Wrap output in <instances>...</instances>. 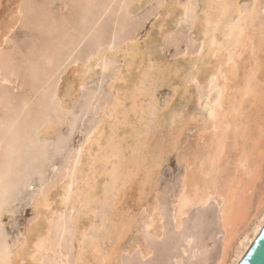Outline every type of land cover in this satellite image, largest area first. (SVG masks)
Here are the masks:
<instances>
[{
  "label": "bare ground",
  "instance_id": "6f19581e",
  "mask_svg": "<svg viewBox=\"0 0 264 264\" xmlns=\"http://www.w3.org/2000/svg\"><path fill=\"white\" fill-rule=\"evenodd\" d=\"M59 1H60L59 6L60 5H66V6L68 5L67 1H65V2H64V0L63 1L59 0ZM68 1H71V0H68ZM148 1L149 0H104V1H101V2H104V4L101 7L98 6L100 8L98 9V13H96L97 16L95 15L96 18L92 22L93 26H94V24H97L99 22V20L103 16H105L106 13L110 10L113 11V13H111V14H113L112 19L109 18L110 22H111V26H112V22H113V25H115V23H116V25H117V23L120 25L121 19L119 18V16L122 17V14L124 13L126 18H128V19L132 18L133 15H135V13L138 10L140 11V9H142L147 3L149 4ZM41 2H43V1H41ZM77 2L85 3V5L81 4L83 11H80V14H79L80 16H78L79 20L82 23H85L86 19H87V15L90 12V8L94 5L95 0H81V1H77ZM49 3L51 4L52 2L50 1ZM56 3H58V2H56ZM190 3H189V5H190ZM199 3H200V1H199ZM201 3L203 4L202 11H201L202 14H201V16L195 17L196 19L194 20V26H195V23H197L196 25L199 26V28H197L198 34H196V31H195V34L197 35V37L199 39H201V41L199 43L201 45V46L199 45L200 49H201L200 51H198L199 54H197L196 56H192V57L189 54H187L190 57H182V58L180 57L181 59L179 58L180 59L179 61L174 60L175 62L174 63L172 62V64H173L172 67L169 66V64H168V66L171 67V69L169 67H168V69L158 68L159 67L158 63H157L158 67H155L154 65H156V63L153 62V64H154V65H152V66H154L153 70L151 69V72L147 73L149 76V79H150V80L149 79L148 80L152 81L153 87H155V88L161 87V85L164 84L163 77L165 78L166 73L169 74V72H168L169 70H170V72L173 73V74L171 73L172 76L168 75V77H170V79H168L167 83H166L172 88L173 98L171 97L170 101L167 104H165L162 108H160V109H162L161 112L157 111V109H158L157 108V101H156V98L154 97L153 88L151 89L150 92L146 90V92H149L147 94L148 103L146 102L147 103L146 106H144L140 102V100L146 94V93H144V95L142 96V90L141 89H140L141 90L140 92L137 90L138 93L137 94L135 93L136 94L135 96H138V97L134 96L130 99L131 101H130L129 105H126L125 101H124L128 97V95L130 97L129 93H127L128 94L127 96L125 95L126 90H128V89L130 90V88L133 87L132 85L133 84L135 85L136 81L140 79V74H142V72L143 73H144V71L147 72L146 69H148L150 67V64H151V62H150V59L152 57L151 54L156 52V49H155V52H151V49H152L151 46L152 45L154 47L156 46V44L154 42L149 40L151 35H152V34L151 35H149V34L152 30H150L148 36L146 37V40L144 37V41H143L144 42L143 43L144 48H143V45L142 46L140 45L142 47V48H140V46L138 45L139 44L138 40H137L139 38L138 35L140 33V30H135L134 32L132 31L133 34L128 33L129 35L122 37L124 39H121V41L120 40L118 41V38L115 39V37L119 36V34H117V32L119 30L117 32L115 31V27H116V25H115V27H114L115 33L114 34H117V35H115V36L113 35L114 36L113 40H108V41H105L103 43H99L98 45L96 43L95 46H97V47L95 48L94 51L90 52L85 58L77 59V60H74L72 62V63H75L74 64V74H75L74 80L76 82L74 81L75 86L72 84V82L67 83V85H65V86H67V88H66V91L64 93V97H66L67 99H65L64 101L62 100L61 107L63 109L70 107L69 104L72 103L73 100L75 99V97L77 96L78 90L82 86H84V84H86V82L88 80L92 79L94 76H96L98 74H100V76H101V74L107 72L108 70L110 71L112 68L114 70V68H115V71L111 75L112 76L111 81L108 85L110 89L114 90V94H115L113 102L110 105V111H109L110 113H109L108 117H104L103 120H101L102 124H100V126L94 127L91 131L92 134L89 136V143L85 147V149L83 150L84 151L83 158H82V160H80V164L77 167L78 168V171H77L78 177L76 179V182L72 185V188L70 189L71 192L68 193V187L71 186V184H72L71 183L72 176L67 175L66 180L60 186L58 185L59 187L55 188V190L52 191L51 195H49V194L43 195V194L38 193L37 195H34V198L32 197L33 198V206H31V207H33V208H31V209L32 210L34 209L33 211L36 212L37 217L32 222L30 221L31 222L30 225L28 224L29 226L26 229L25 236L23 237L21 244H19V246H17V248L15 249L14 254L11 256V260H10L9 264H23V263H25V261L28 262L26 264H42L41 260H40V259H42L41 258L42 253L44 251L53 250V248L56 246V243H57L54 241V239L49 237L51 227H52V221H53L54 217L57 215V213L62 208L64 209L68 204L72 205L71 202L76 203L78 206V208L76 207L78 209L77 212L74 213V214H76V213L77 214L71 219L72 222L70 221L72 223V226H73L74 231H75V236H74L75 239H73V240H75V243H76V249L75 250L73 249V251H75V253H76V258L75 259L73 258L75 260V264H111V261H114L115 258L118 257L117 256L118 253L120 254L119 250L123 249V248L120 249L119 244L122 242L121 239L123 240V236L125 235L124 236V239H125L126 235H128V233H126V231L128 229L133 231V229L135 228V227L133 229L129 228V227H132L131 224L133 225V223H134L132 221L133 217H134L132 209L129 208L130 211H132L131 213L133 214L132 216L130 215V218L129 217L126 218L127 216H129L128 208H127L128 211H125L123 209L128 215L127 214H126V216L122 215V214H124L123 210H120V208H118V209L116 208V207H118V203H119L118 198L119 197L121 198V196H123L122 193L125 194L124 193L126 190L125 187H128L130 185V183L133 182V178L135 179V177L139 173H142V176H141V178L139 177V180L141 179L140 183L139 182L137 183V185L139 184L138 185L139 188H137L139 191V193H138L139 196L137 195L138 199H139L138 202L140 201V203H138V205H140L139 207L144 206V205L148 206L149 211H150V212L148 211L150 213L149 215L154 219L153 222H149L147 224V226L149 225V227H151L149 233L151 234V236H153L159 240L162 239L163 234H166V233H164V226H163V222H162V220H163V214L161 212L162 210H159V207H158L159 202L157 203L156 196H155L156 195L155 194L156 175H157L158 169L160 168V165H161V157L162 156L156 157V155L154 154L156 158L150 159L148 157V152H149V149L151 148L152 145H151V143L148 142L149 136L145 133L142 135V133L145 132L144 124L146 123V121L139 123L138 122L139 120L138 121L132 120L130 117L133 114L132 115L130 114L131 116L129 117L128 116L129 110L130 111L132 110L134 115H137L135 117H137L140 120L141 119L144 120L143 114L146 112H147V114H152V115L154 114L155 115L154 121H153L154 129L155 128L157 129L160 127H162V129H163V127L168 128V129H166V131L168 130L167 133H165V134L162 133L163 136L161 137V142L159 143L160 150H158V152L160 151L161 154H163V152H164L165 155H168V156L171 154L172 151H174V150L178 151V148L180 146V139H183L181 137H183L185 135V132H187L186 130H190L189 127H191V126H189V125H193V128L195 127L194 128L195 129V131H194L195 132L194 133L195 134V139H194L195 142H193V144L189 143V146L187 144L186 146H188V147L187 148L185 147L186 148L185 151H184V149H182V147L185 146V143H184V145L183 146L181 145L182 147L180 148L183 151H179V153L177 154V161L184 163V171H183V174L181 173L182 177H181L180 186L178 187L177 193H176V195L174 194L176 197H175L174 202L172 203V209H171V215H170L171 216V223H172L173 228L176 231H179L182 233L183 231H180V230L184 225L185 218L187 217V215H189L192 211H194L195 208L197 209L198 207H202V205H206L211 200L217 201L216 203L218 205L217 211H218L219 231L221 234V243L219 246V253H218L217 258L213 264H238L239 263V261L244 256L245 252L247 251L249 246L252 244V242L254 241V239L256 238L259 231L261 230V228L264 225V173H263V170H264L263 169L264 168V166H263L264 165L263 164V162H264V18H262L263 17L262 15L260 16V9H262L261 8L262 4L264 5V0H253L252 5L250 4L251 7L249 9L248 8H242L241 6H239L238 0H201ZM36 4H37L36 7L39 9V11H41L42 13H43V11L46 12V6H45L46 4H44V2H43V4H38V3H36ZM116 4H117V6H116L117 8L113 9V7L115 8ZM163 4L165 5V6L163 5L165 10H164L163 6L161 5L163 10H164V11L163 10H161V11L165 12V14H163V15H165V16L169 15L168 17H171V18H173V15H174V17H175V15L176 16L179 15L180 17L183 18L184 14H185V10L182 8L181 11H177V5H178L177 0H170V2L163 3ZM20 5L21 4L15 6L13 8V10H11L9 12L10 24H7V28H8V31L6 29L7 32H9L11 29H13V27H15L16 25H18V23L20 22V19L22 18V10L24 8L21 6L22 7V10H21ZM146 7H147V5H146ZM262 7L264 8V6H262ZM29 9H30V7H29ZM48 9H49V7H48ZM60 9H62V8H60ZM30 12H32V15H33L34 9L31 10ZM68 13H69V11H68ZM29 15H31V14L29 13ZM40 15H41V13H40ZM49 15H51V14H48V16ZM192 15H194V14H192ZM37 16H39V15L37 14ZM44 16H47V15L45 14ZM62 16L63 17L60 19V22L63 23V20L67 21V18L64 15H62ZM106 17H107V15H106ZM26 18H28V17H26ZM49 18H50V21L54 22L53 25H57L55 23H57L59 20H56L54 18H53V20H51L52 15ZM171 18H170V21L173 20V19L171 20ZM103 19H105V21H106L105 17ZM107 20H108V18H107ZM175 20H177V19H175ZM21 21H22V19H21ZM35 21H37V19ZM46 21H47V19H46ZM48 21H47V23H48ZM30 22H32V21H30ZM52 22L51 23L49 22L50 23L49 25H52ZM125 22H124V25H125ZM162 22H164V21H162ZM167 22H169V21H167ZM22 23H26V22H22ZM155 23H156V21H155ZM37 24L43 25L44 23L40 22ZM169 24H170V22L168 23V27H169L168 30L173 29L171 26H169ZM1 25L2 24L0 22V29L2 27ZM34 25H36V23ZM47 25L45 24V27ZM49 25L47 27H49ZM124 25H122V24L120 25V28L122 30L125 27ZM132 25H131V27H132ZM150 26H152V24ZM198 26H196V27H198ZM134 27H135V24H134ZM20 28H22V27H20ZM23 28L25 29V27H23ZM35 28L36 27H34V29ZM41 28H43V30H44V27H41ZM41 28H40V30H41ZM87 28H89V27H87ZM165 28H167V26ZM28 29H30V26ZM30 30H29V32H30ZM46 30H47V28H46ZM125 30H126V27H125ZM127 30H129V29H127ZM141 30H143V29H141ZM168 30H167V32H168ZM31 31H33V30H31ZM84 31H86V30H84ZM89 31H86L85 33H88ZM92 31H93V29H92ZM175 31H173V32H175ZM7 32H5L3 35L0 33V36L2 35L0 38V85H3V84L10 85L9 84L10 78L13 74V70H11V69H13L12 67H13V64L15 62L13 57L9 54L12 52L10 50V48H9V50L11 52H9V50H8V52H6L7 50L5 51V49H4V47H6V45H7V41H6L7 40V37H6ZM163 32L161 35H163ZM122 33H124V32H122ZM165 33H166V31H165ZM62 34L58 35V36L61 37V36H63ZM153 36H154V34H153ZM34 37H35V35H34ZM84 37H85V35L82 36V38L80 37L81 39L77 40V42H75V44L71 48L68 46V48H67L68 54L72 53V50L76 47L77 44L78 45L80 44V41ZM64 38L65 37H63V40L65 41L66 39H64ZM193 38H194V36H193ZM85 40H88V38ZM153 41H155V40H153ZM14 42H15V40H14ZM155 42H157V41H155ZM36 43H34V44H36ZM44 43L45 42H43L41 44H44ZM152 43H154L155 45ZM157 44H158V42H157ZM56 45H55V47H56ZM28 46H29V44H28ZM28 46H26V47L28 48ZM53 46H54V44H53ZM60 46H61V44H60ZM14 47H16V46H14ZM21 47L25 48L24 46H21ZM79 47H80V45H79ZM158 47H159V45H158ZM64 48L66 49V46H64ZM16 49H18V48H16ZM49 49H51V48H49ZM12 50H13V48H12ZM31 50H35V47H34V49H31ZM31 50H29V51H31ZM36 50H35V52L37 53L38 50L37 51ZM46 50L48 51V49H46ZM18 51H16V52L18 53ZM52 52L53 51H51V53ZM26 53L29 54L28 51ZM26 53H24V57H25ZM51 53H45V56H44L46 58L48 64H52L53 58L55 56V55L53 56ZM63 53H65V52H63ZM12 54H14V53H12ZM53 54H56L59 56L60 53H58V54L53 53ZM117 55H119L120 58L123 59V63L121 62L122 63L121 69L120 68L116 69V67L113 66L115 63V57ZM58 56H56V57H58ZM60 57H61V54H60ZM69 58H70V56H69ZM136 58L143 61V63L146 62L145 60H143L146 58L147 61L150 62V64H146V63L142 64V65H144V67L146 66V69H144V71H142L144 68L143 66H142L143 68H141V67H140V69L138 68L139 71L137 74L135 73V71H136L135 70L134 73L136 76L134 79L131 80V78H128V77L132 76L133 74L132 75L126 74V72H128V73L132 72V65L135 63L134 59H136ZM154 58H156V57H154ZM154 58L151 60H155ZM38 59H40V57H38ZM38 59H37V62H38ZM62 59H66V58L64 57ZM104 60H107V61H104ZM33 61L34 60H32V62H30V63L33 64ZM55 61H57V59H55ZM102 61L104 63L103 67L100 66L101 68L96 70L97 69L96 67L99 64H101ZM161 61L166 63V61H164V60H161ZM64 62H66V61H64ZM61 63L62 62H60L58 64L56 63L57 68L54 67L53 69L59 70L58 68H60ZM69 64H67V65H69ZM160 64H161V62H160ZM165 65L163 67L167 66V65L166 66ZM35 66H37V65H35ZM4 67L9 68V69L5 68L6 70H8V72H6L4 70ZM36 68L37 67H35V70H36ZM53 69L52 70L49 69V72H46V73L44 72L45 74L43 73L45 75V76L44 75L43 76L46 80H48L54 74ZM130 69H131V72H130ZM45 71H47L46 68H45ZM63 73H64V71H63ZM145 75H146V73H145ZM102 76H105V75H102ZM30 77H31V75H30ZM175 77H178L177 78L178 82L176 84H172L173 83L172 79L174 80ZM32 78H30V80ZM58 78H59V76H58ZM106 78H108V77L106 76ZM143 80H145V79H143ZM170 81L172 83H170ZM175 81H176V79H175ZM30 82H33V81H30ZM42 82H43V80H42ZM121 82H123V83H121ZM137 82H140V81H137ZM33 83H32V85H33ZM101 83H102V81H101ZM129 83H131V85H129ZM50 84H51V82H50ZM195 84H198L197 89L196 90L195 89L190 90V87L195 85ZM15 88H18V87H15ZM23 88H24V86H23ZM100 88H102L101 84H100ZM147 88H149V87H147ZM30 90H32V89H30ZM83 90H84V88H83ZM143 90H144V88H143ZM11 92L12 91H10L9 94ZM46 92H48V91H46ZM14 94L17 95L15 92H14ZM46 94H48V93H46ZM60 94H58V95H60ZM5 95L3 98H5ZM133 95H134V93H133ZM139 95H141V97H142L141 99H139V97H140ZM8 97H6V98H8ZM177 97L183 99V101L185 102V104H184L185 106L186 105L189 106L190 102L193 103V101H194V103H193L194 107L193 108L191 107L192 108L191 110L184 109L185 106L184 105L181 106V104L178 101H176ZM136 98H138V99H136ZM145 98H146V96H145ZM10 99H12V98H10ZM167 99H169V98H167ZM7 100L8 99H6V101ZM13 101H16V100L13 99ZM13 101H12V103H13ZM123 101H124V104H123ZM165 101H166V99H165ZM26 102H27V100L24 99V100H21L20 103H17V104H21L19 109ZM27 103H29V101ZM7 104H9V100H8V102H6V105ZM11 104H9V105H11ZM191 106H192V104H191ZM198 106H200V107H198ZM7 108L9 110L10 107H7ZM55 108H56V105H55ZM127 108H129V110ZM35 110H37V109H35ZM55 110L53 112H55ZM85 110H86V108H85ZM101 110H99V111H101ZM17 111H19V110H17ZM102 112H104V111H102ZM26 114L27 113H25L24 115H26ZM64 114H65V112H64ZM66 114H68V113L66 112ZM5 117H6V115H5ZM22 117H24V116L22 115ZM64 117L65 116H60L61 120L59 119L60 121L58 122V121L53 120V118L50 116L47 118V120L40 123L39 126H37L36 128H35V126H33L32 128H33L34 133L32 132V137L34 136L33 134H35L36 138H43L45 140H48L51 136H53L56 133V131L60 130L58 128H59V125L63 124V120H64L63 118ZM102 117H103V115H102ZM135 117H133V118H135ZM6 118H8V117H6ZM16 118H17V116L15 115L14 117H12L8 121L14 123ZM27 118H29V115L26 116V120H28ZM173 118H175V120L177 119L176 120L177 123L175 126H173V125L175 124L176 121L174 122V124L172 126L169 123V121ZM109 119H111V120H109ZM3 120H5V119H3ZM24 120H25V118H24ZM17 121H16L17 125H18V123L20 124V122H19L20 120H17ZM3 122H6V120L2 121V119H1L0 120V126H1V124H5ZM9 122H8V124H9ZM55 122H58V123L56 124ZM117 123L120 124V126L123 129V131L119 129V131L123 132L121 135L126 134L127 137H129L130 139L131 138L133 139V140H130V141H132L130 143V146L129 145L127 147L122 146L123 142L125 143V141H123V140H126L127 137L122 136L121 139H117L115 137L116 135L118 136L120 134V133L119 134L117 133V130H118V128L116 126ZM166 123H167V126H166ZM146 124H148V123H146ZM135 125H137V126H135ZM12 126H13V124H12ZM123 126H125V128H123ZM147 127H149V126H147ZM11 128H10V131L12 130ZM17 129L21 130L20 127ZM15 130H16V128H15ZM7 131L9 132V130H6V132ZM161 131H163V130H161ZM11 133L9 135H11ZM160 134H161V132H160ZM140 135H142V136H140ZM6 136H7V134L4 135V137H6ZM24 137H26V136H22V138H24ZM152 138H153V135H152ZM9 139H12V138L8 137L7 140H9ZM154 140L155 139L151 140L152 144L154 143L153 142ZM13 141H15V140H13ZM127 141H129V140L127 139ZM187 141L188 140H186V142ZM7 142L11 143V140H9ZM7 142H5V145H7L6 144ZM28 142H29V139H28ZM37 142H38V140H37ZM181 142H182V140H181ZM78 143H79V141L77 142V145H78ZM69 144H70V141H69ZM72 144H73V142H72ZM125 144H128V143L126 142ZM5 145H3V148L5 147ZM14 146H15V144H14ZM14 146L11 145V148H13ZM6 147H8V146H6ZM16 147H14L15 150H16ZM11 148H10V151L11 150L15 151V150H13L14 148L13 149H11ZM156 148H157V146L155 147V149ZM126 149H128V152L126 151ZM3 150H5V149H3ZM6 150L8 151L9 149L7 148ZM130 150H132V151H130ZM136 150L141 152L140 158H137V156H135V155H137L136 153L133 154V151L135 152ZM47 152H48V150H47ZM156 152H157V150H156ZM160 152H159V154H160ZM8 153H9V151H8ZM15 153L16 152H14V154ZM75 154H77V153L75 152ZM11 155H13V153ZM11 155H9V156H11ZM2 156H4V154ZM5 157H8V156H5ZM167 160H168V158H167ZM2 161H3V159H2ZM162 162H164V161H162ZM46 166L47 165H45L44 167L46 168ZM69 170H71V169H69ZM75 171L76 170H74V172ZM74 172H72V173H74ZM72 175H74V174H72ZM158 176H159V173H158ZM62 177L64 178V176H62ZM99 177H101V178H99ZM136 179H138V177ZM73 180H75V179H73ZM134 181H136V180H134ZM52 182H54V181H52ZM47 185L48 184H46V186ZM118 185H121L120 187H122L120 189L121 191L119 192L121 194V196L118 193V191H119V189H117ZM123 187H124V189H123ZM115 189H117L118 191H116ZM38 190L40 191V189H38ZM47 190L48 189H46V191ZM112 191L113 192L116 191L117 193L115 192V194L118 197V198L116 197L117 200H113L114 202L116 201V203H117V205H115L116 207H114V206L113 207L116 208L119 212L122 211L121 212L122 219H120V220L116 219L117 220L116 221L113 218H115L118 215V211H117V213L114 212L116 215L113 213L115 215V217L113 216V218H111V220L113 219V221L116 222V224H115V222H113L115 225L112 223L114 226V230H115V234H113V235L117 236L118 239L116 238L117 242L115 243V245L113 244L114 247L112 246L111 251L106 254L102 250L103 248L101 249L99 246V243L97 241L99 239V237H98V239H95L92 234L88 235V231L91 230V232H92L93 229H100L101 228L99 226H94V223H93V220L95 219L94 217L97 216V215L94 216L95 211H97V210L89 209L88 205L91 202L96 201L97 199H98V201L95 202L97 204L100 203L99 202L100 200H104V202L106 203L105 200L107 199V194L108 195L110 193L112 194ZM47 192H49V191H47ZM117 194H119V196ZM149 194L151 195V198H152L151 202H149V200L146 201ZM109 198H111V197H109ZM109 198H108V200H109ZM120 201H121V199H120ZM143 202H144V204H143ZM31 205H32V202H31ZM74 205H72V206H74ZM101 205H102V202H101ZM106 205L108 206V204H106ZM111 205H114V204L112 203ZM107 206H106V208H107ZM109 207H111V206L109 205ZM139 207L137 209H139ZM102 209H104V208H102ZM112 212H113V210H112ZM112 212H111V214H112ZM109 213H110V211H109ZM136 214H135V217H136ZM62 215H63V213H62ZM121 215L119 213V215L117 217L119 218V216H121ZM104 216L102 215L101 219H103ZM166 216H167V213H166ZM31 217H32V215H31ZM70 217H72V216H70ZM68 219H69V217H68ZM101 219H100V221H101ZM105 219H107V220L109 219V221H110V216L108 217L106 215ZM136 219H135V221H136ZM63 222H64V220H63ZM102 222H103V220L100 223H102ZM104 223H106V222H104ZM63 225H64V223H63ZM109 226H111V225L109 224ZM113 226H112V228H113ZM102 228H104L103 225H102ZM110 230H111V228H110ZM114 230H112V231H114ZM93 231H98V230H93ZM102 231H104V230H102ZM148 231H149V229H148ZM176 231H174V232H176ZM106 232H107V230H106ZM129 232L131 233V231H129ZM72 233H74V232H72ZM93 233H95V232H93ZM168 234H169V232H168ZM168 234H166V235H168ZM59 240H62V239H59ZM110 240H111V238H110ZM180 240H182V242L180 243V245L178 244L179 245L178 251L174 255H172L170 257V260L165 264H186V260L190 262L189 264H192L197 259H199L198 261H196L197 264H201L202 261L206 257V251H205V248L203 247V245L200 246L196 242L195 234L187 232L183 235V238ZM99 241H101V240L99 239ZM132 241L135 242V243H133L134 244L133 248H135V246L140 248L141 258L143 260L147 259L152 254V249L148 245H146L145 243H139L141 240L139 241V239L133 238ZM72 242L73 241H72V237H71V243ZM118 242H120V243H118ZM133 244L130 243V246ZM59 248H60V246H58L57 249H59ZM72 248H73V246H72ZM133 248L130 249V247H129V249L126 251L133 250ZM56 253H57V251H56ZM57 257H58V259H60L61 256L58 255ZM168 259H169V257H168ZM63 260H64V258H63ZM43 263H45V262H43ZM47 263H48V260H47ZM72 263L74 264V262H72ZM5 264H8V263H5ZM50 264H61V262L54 261Z\"/></svg>",
  "mask_w": 264,
  "mask_h": 264
},
{
  "label": "rangeland",
  "instance_id": "374dc122",
  "mask_svg": "<svg viewBox=\"0 0 264 264\" xmlns=\"http://www.w3.org/2000/svg\"><path fill=\"white\" fill-rule=\"evenodd\" d=\"M41 1H43L44 4H46L45 5L46 6V12L43 11V13L41 11H39V9L36 7V5H37L36 3L43 4V2H41ZM50 1L53 4L52 3L50 4L49 3ZM65 1H67V3H68L67 6L66 5H60L59 6V4H60L59 0H56V1L55 0H34V1L33 0H0V5H1L0 6V22L2 24L1 25L2 27L0 29V33L2 35L5 32L8 31L7 24H10V22H9L10 21L9 12L11 10H13V8L15 6L19 5V4H21L20 7L22 6L24 8L22 10V7H21V10H22V18L21 19H22V21L20 19V22H19L20 24L18 23V25H16L15 27H13V29H11L9 32L6 33L7 34L6 35V37H7V40H6L7 41V45H6V47H4V49H5V51L7 50L6 52H8V50L10 48V50L12 52L9 50V52H11L9 54L13 57L15 62H14L13 67H12L13 69H11V70H13V74H12V76L10 78V83H9L10 85H8V84L0 85V92H1L0 93V102H1L0 103V109L2 108L0 110L1 111L0 112V120L1 119H2V121L6 120V122H3L5 124H1V126H0V129H1L0 130V135H1L0 136V139H1L0 142L2 141L0 143V153L4 154V156H2L3 154L2 155L0 154V264H5V263L9 264L10 263L11 256L14 254V251L17 248V246H19V244H21V241L23 240V237L25 236L27 227L37 217L36 212L33 211L34 209L33 210L31 209V208H33L31 206H33L34 195H37L38 193L39 194H43V195H45V194L51 195L52 191H54L55 188H58L66 180L67 175L68 176H72V179H71V183L72 184H71V186L68 187V193L71 192L70 189L72 188V185L76 182V179L78 177V175H77L78 174V172H77L78 168L77 167L80 164V160H82V158H83V155H84L83 154L84 153L83 150L85 149V147L89 143V136L92 134L91 131H92V129L94 127L100 126V124H102L101 120H103L104 117H108V115L110 113L109 112L110 111V105L113 102L115 94H114V90L110 89L108 85H109V83L111 81V77H112L111 75L115 71V68H114V70L112 68L110 71L107 69L108 71L107 70H106L107 72L104 71L105 73L101 74V76H100V74H98V75L94 76L92 79L88 80L86 82V84H84V86H82L84 88V90H83L82 87L80 88L81 90L80 89L78 90L77 96L75 97L73 102L69 104L70 107H68L66 109H63L61 107L62 100L64 101L65 99H67L66 97H64V93H65L66 88H67V86H65V85H67V83L72 82V84L75 86V83H74V81H75L74 80L75 79L74 64L75 63H72V62L74 60H77V59L85 58L90 52L94 51L95 48L97 47V46H95L96 43L98 45L99 43H103V42L108 41V40H113V37L115 35H117V34H119V36H116L115 39L118 38V41L119 40L121 41V39H124L122 37H124L126 35H129V34H133V32L135 30H140L141 34L139 33V35H138L139 38L137 39L138 43H139L138 45L139 46L143 45V48H144V44H143L144 43L143 42L144 41V37H145V40H146V37L148 36L150 30H152L150 32V34H149V35L152 34L149 40L154 42L156 44V46L155 47L153 45L151 46L152 47L151 52H155V49H156V52L151 54V56H152L151 59L156 57V58H154L156 61L150 59V62H151V64H150V62H148L146 58L143 59V60L146 61L145 62L146 64H150V67L149 68L147 67L148 69H146V66L144 67V65H142V64H145V63H143V61H141L138 58L134 59L135 63L132 65V72L133 73L131 72V69H130L131 73L126 72V74H131V75L133 74V75L132 76L129 75L130 77H128V78H131V80L134 79L135 76H136L135 73L136 74L138 73L140 67L141 68L144 67L142 71H144V69H146L147 72L144 71V73H143L141 71L142 74H140V79L137 80V81H140V82L136 81L137 84L136 83H135V85L133 84L132 85L133 87L130 88V90L129 89L126 90L125 95L127 96L128 95L127 93H129L130 97L128 95V97L124 101H125L126 105H129V103L131 101L130 99L132 97H134L138 93V91L140 92L142 90V96L144 95V93H146V94L143 96V98L141 97V95H139L140 96L139 99L142 98L140 100V102L144 106H146L147 103H148L147 94L153 88L154 97L156 98V101H157V108H158L157 111L161 112L162 109H160V108H162L165 104H167L170 101L171 97L173 98V96H172L173 95L172 88L168 84H166L167 80L170 79V77H168V75L172 76L171 75L172 72H170V70H169L168 71L169 74L166 73L167 76L165 75V78L162 76L164 84H162L161 87H156V88L153 87L152 81H149L150 79H149V76H148L147 73L151 72V69L153 70L154 66L155 67L159 66L158 68L168 69L169 66H171V67L173 66L172 62L174 63L175 61H179L182 57L196 56L197 54H199L198 51L201 50L200 49L201 45L199 44L201 39H199L197 37V35H196V34H198V29L197 28H199V26L196 25L197 23H195V26H194V20L196 19L195 17L201 16V14H202L201 11H202L203 4L201 3V0H191L192 2L190 0H177V2H178L177 11H181L182 8L185 10V14H184L183 18L180 17L179 15L178 16L175 15V17L173 15V18L168 17L169 15H167V16L163 15V14H165V12H163L165 10V8H164L165 5L163 3H168V2H170V0H154V1L153 0H149L148 1L149 4L148 3L146 4L147 7L145 5L142 8L143 10L142 9H140V11L138 10L135 13V15H133L132 18H130V19L126 18L124 13L122 14V17L119 16V18L121 19V24L122 25H124V22L126 21L125 25H124L126 27V30H125V27L122 30L120 28L121 24L119 25L118 23H117L118 26L115 23V25H116V27H115V25H113V22H112V26H111L110 19H112V15H113V14H111V13H113V11H111V10L106 13L107 17H106V15L103 16L99 20V22L97 24H94V26H93L92 22L97 16L96 13H98V9L104 4V2H101V1H104V0H99V1L95 0L94 5L90 8V12L87 15V19H86L85 23H82L79 20V17H78V16H80L79 15L80 11H83V8H82L81 4L85 5V3L77 2V1H81V0H71V1L64 0V2ZM199 1H200V3H199ZM252 1L253 0H251V1L250 0H248V1L247 0H238V4L242 8H248L249 9L251 7V5H252ZM56 2H58V3H56ZM189 3H190V5H189ZM161 5L162 6L164 5L163 6L164 10H163ZM98 6H100V7H98ZM116 6H117V4L115 5V8L113 7V9H116L117 8ZM262 6H264V5L262 4ZM262 6H261L262 9H260V16L262 15L263 16L262 18H264V8ZM29 7H30V9H29ZM48 7H49V9H48ZM60 8H62L63 10L60 9ZM33 9H34V13L32 15V12H30V11L33 10ZM161 10H163V11H161ZM68 11H69V13H68ZM28 12L32 16L29 15ZM40 13H41V15H40ZM47 13L52 15L51 20H53V18L56 19V20H59L57 23H55L57 25H53L54 22L50 21V18H49V17H51V15L48 16ZM37 14L40 17L37 16ZM43 14L44 15L46 14L47 16H44ZM192 14H194V15H192ZM62 15H64L67 18V21L63 20V23L60 22V19L63 17ZM26 17H28V18H26ZM104 17L106 18V21H105V19H103ZM107 18H108V20H107ZM170 18H171V20L172 19L173 20L170 21ZM174 18L177 19L178 21L175 20ZM36 19H37V21H35ZM46 19H47V21L49 20L48 23H47ZM30 21H32L33 23L30 22ZM155 21H156V23H155ZM162 21H164V22H162ZM167 21L170 22L169 26H171L173 29H169L168 30V28H169L168 27V23L169 22H167ZM22 22H26V23H22ZM40 22H42L44 24L43 25L42 24H37V23H40ZM49 22L50 23L52 22V25H49L50 24ZM35 23H36V25H34ZM133 23L135 24V27H134ZM45 24L46 25L48 24L49 27H47L48 25L45 27ZM151 24H152V26H150ZM28 25L30 26V29L33 30V31L28 29L29 28ZM131 25H132V27H131ZM166 26H167V28H165ZM196 26H198V27H196ZM20 27H22V28L25 27V29L24 28L22 29ZM34 27H36L37 29L36 28L34 29ZM41 27H44V30ZM87 27H89V28L91 27V28L89 29ZM114 27H115V31L116 32L119 30L117 32V34H114L115 33ZM40 28H41L42 31L40 30ZM46 28H47V30H46ZM6 29H7V31H6ZM92 29H93V31H92ZM127 29H129V30H127ZM141 29H143V30H141ZM29 30H30V32H29ZM84 30H86V31L90 30V31L88 33H85L86 31H84ZM167 30H168V32H167ZM165 31H166V33H165ZM173 31H175V32H173ZM195 31H196V34H195ZM122 32H124V33H122ZM162 32H163V35H161ZM61 34L63 36H61V37L58 36V35H61ZM153 34H154V36H153ZM34 35H35V37H34ZM84 35H85L84 38L85 39L88 38V40H85L83 38L80 41V44H79L80 47L77 44L76 47L72 50V53L68 54V50H67L68 46L71 48L75 44V42H77V40L81 39L82 36H84ZM1 36H0V38H1ZM193 36H194V38H193ZM63 37H65L64 39H66L67 41L66 40L64 41ZM14 40H15V42H14ZM41 40L43 42H45V43L41 44V43H43ZM153 40L157 41L158 44H157V42H155ZM26 42L29 44V46H28V44ZM34 43H36V44H34ZM154 43H152V44H154ZM53 44H54V46H53ZM60 44H61V46H60ZM55 45H56V47H55ZM158 45H159V47H158ZM14 46H16V47H14ZM21 46H24L25 48H23ZM26 46H28V48ZM64 46H66V49L64 48ZM141 46H140V48H142ZM34 47H35V50L36 49L38 50V51L36 50L37 53L35 52V50H31V49H34ZM12 48H13V50H12ZM16 48H18V49H16ZM49 48H51V49H49ZM46 49H48V51ZM29 50H31V51H29ZM50 50L53 51V52L51 53ZM16 51H18V53ZM27 51H28L29 54L26 53ZM63 52H65V53H63ZM12 53H14V54H12ZM24 53H26L25 57H24ZM45 53H51L53 56L55 55L54 58L57 59V61H55V59L53 58L52 64H48L46 58L44 57ZM53 53H57V54L60 53L61 57H60V54L58 56V55L53 54ZM187 54H189L190 56L187 55ZM68 55L70 56V58H69ZM56 56H58V57H56ZM38 57H40V59H38ZM64 57L66 59H62ZM36 58L38 59V62H37ZM32 60H34L33 64L30 63V62H32ZM161 60L166 61V63L161 61ZM64 61H66V62H64ZM104 61H107V60H104ZM60 62H62V63L60 65V68H58L59 70H56V69L54 70L53 68L56 67V65L58 63H60ZM121 62L123 63V59L120 58L119 55H117L115 57V63H114L113 66L116 67V69H118V68L121 69L122 68L121 67L122 63ZM153 62L156 63V65H154ZM160 62H161V64H160ZM157 63H158V66H157ZM67 64H69V65H67ZM103 64L104 63L102 61V63L99 64L96 67L97 68L96 70L100 69L101 68L100 66L103 67ZM168 64H169V66H168ZM35 65H37V66H35ZM152 65H154V66H152ZM164 65L167 68L163 67ZM35 67L38 68V69L36 68L37 71L35 70ZM171 67H169V68L171 69ZM5 68L6 67H4V70L6 72H8V70H6V69H9V68H6V69ZM45 68H46L47 71H45ZM49 69L50 70L53 69L55 75L53 74L51 76L52 78L50 77L49 78L50 80L48 79L49 80L48 81V80H46L44 78V76H45L44 74L46 72H49ZM63 71H64V73H63ZM134 71H135V73H134ZM145 73H146V75H145ZM30 75H31V77H30ZM102 75H105V76H102ZM58 76H59V78H58ZM106 76L108 78H106ZM30 78H32V79L30 80ZM177 78L178 77H175L174 80L172 79L173 83L171 81H170V83L176 84L178 82ZM143 79H145V80H143ZM175 79H176V81H175ZM29 80L33 81L34 83L30 82ZM42 80H43L44 83L42 82ZM101 81H102V83H101ZM50 82H51V84H50ZM32 83H33V85H32ZM121 83H123V82H121ZM100 84H101L102 88H100ZM129 85H131V83H129ZM197 85L198 84H195V85L191 86L190 90L191 89H195L196 90L197 89ZM23 86H24V88H23ZM15 87H18V88H15ZM147 87H149V88H147ZM143 88H144V90H143ZM30 89H32V90H30ZM146 90L149 91V92H146ZM10 91H12V92L9 94ZM46 91H48V92H46ZM14 92L17 95H15ZM46 93H48V94H46ZM133 93H134V95H133ZM58 94H60V95H58ZM4 95H5V98H3ZM145 96H146V98H145ZM6 97H8V98H6ZM135 97H138V96H135ZM10 98H12V99H10ZM19 98L21 100L25 99V100H27V102L29 101V103L26 102L27 104L25 103L19 109V107L21 105V104H17V103L21 102V100ZM167 98H169V99H167ZM6 99L9 100V104L12 103L13 99H15L16 101H13L14 104L12 103L11 105H9V104L6 105V102H8V100L6 101ZM136 99H138V98H136ZM165 99H166V101H165ZM124 101H123V104H124ZM176 101H178L181 104V106H183L185 104V102L183 101L182 98H178L177 97ZM193 103H194V101H193ZM193 103L190 102V104H189L190 107L187 106V105L186 106L184 105L185 106L184 109L191 110L194 107ZM191 104H192V106H191ZM55 105H56V108H55ZM7 107H10L9 110H8ZM198 107H200V106H198ZM85 108H86V110H85ZM35 109H37V110H35ZM127 109L129 110V108H127ZM17 110H19V111H17ZM54 110H55V112H53ZM99 110H101V111H99ZM102 111H104V112H102ZM64 112H65V114H64ZM66 112L68 114H66ZM25 113H27V114L24 115ZM14 114L17 116L16 120L14 121V123L9 122L8 120H10L12 117H14L15 116ZM130 114L134 115L132 110L128 111V116L129 117L131 116ZM5 115L8 118H6ZM22 115L24 117H22ZM27 115H29V118H27L28 120H26V116ZM102 115H103V117H102ZM133 115L130 117L132 120H136V121L139 120L138 121L139 123L143 122V121H146V123H148V124H146V123L144 124L145 132L142 133V135L145 133V134H147L149 136L148 142L151 143V145H152L151 148L149 149L148 157L150 159H152V158H156L158 156H160V157L162 156L161 157V165H160V168L158 169L159 176H158V173L156 175V181H155L156 182L155 183V188H156L155 189V194L156 195L155 196H156L157 203L159 202V204H158L159 210H162L161 212L163 214L162 222H163V226H164V233L168 234V232H169V234L168 235L163 234L162 239L159 240V239L151 236V234L149 233L151 227H149V225L147 226V224L149 222H153L154 219L149 215L150 211H149V207L148 206L144 205V206L139 207L140 205H138V203H140V201L138 202V200H139L138 199L139 191H138L137 188H139L138 187L139 184L137 185V183L138 182L140 183L141 179L139 180V177L141 178V176H142V173H139L135 177V179L133 178V182L130 183V185L128 187H125L126 190L124 192L125 194L122 193L123 196H121V194L119 193L121 191L120 189L122 188V187H120L121 185L117 186V189H119V191L117 189H115V190L118 191V193L120 194L121 198L120 197L118 198L116 196V194H115L116 191L115 192L112 191V194L111 193L109 194L110 196L107 194V199L105 200L106 203L104 202V200H100L99 201L100 203L97 204V203H95V202L98 201V199L96 198L97 199L96 201H93V202H91L88 205L89 209L97 210V211H95V214H94V216L95 215H97V216L94 217L95 219L93 218L94 219L93 220L94 226L101 227L100 228L101 230L100 229H93V230H98V231H93V230H92V232H91V230L88 231V235L92 234L95 239H98V237H99V239L102 241V242L99 241V239L97 240L98 243H99L100 248L101 249L103 248L102 250L106 254L109 253L111 251V249H112L113 244L115 245V243L117 242V240H116L117 236L113 235V234H115V230H114V226H113V224H114L113 222H115V221H113V219H115V220L116 219H119V220L122 219V215L126 216V214H127L125 211H128V210L130 211V209H132L134 217H135V214L136 213L137 214H136V217L135 218L133 217V220H132L134 222L133 223L134 226L131 224L132 227H129V228H131V229H133L134 227L135 228L133 229V231L128 229L129 231H131V233L127 230L126 233H128V235H126V238L124 239V236H125L124 235L123 236V240L121 239L122 242L121 243L118 242V243H120L119 244L120 249L121 248H123V249L119 250L120 254L118 253V255H117L118 257L115 258L114 261H111V264H165V263H167L170 260V257L172 255H174L178 251L179 245L182 242V240H180V239H182L183 235L185 233H187V232L188 233H194L195 234V238H196V242L200 246L203 245V247L205 248L206 257L202 261L201 264H213L215 262L216 258H217L218 253H219V246H220V243H221V234H220V231H219L218 211H217L218 205L216 203L217 201H212L211 200L206 205H202V207H198L197 209L195 208L194 211H192L189 215H187V217L185 218L184 225H183V227L180 230V231H183L182 233L179 232V231H176L173 228L172 223H171V216H170L171 215V209H172V203L175 200V197H176L175 195L177 193L178 187L180 186L181 177H182V174H183V171H184V163L177 161V154L179 153V151H183L182 149H184V151H185V149L189 146V143L193 144V142H195V140H194L195 139V134H194L195 133L194 132L195 131V129H194L195 127L193 128V125H189V126H191V127H189L190 130H186L187 132H185V135H184L185 137L184 136L181 137L185 141L183 139H180V146L178 148V151L177 150L172 151L171 154L169 155L170 156L169 157L168 155H165L164 152H163V154H161L160 151H159L160 154L158 152V150H160L159 143L161 142V137L163 136V134L167 133L168 130L166 131V129H168V128L167 127H165V128L163 127V129H162V127H160L161 129L160 128H157V129L155 128L154 129V124H153L154 117H155L154 114L153 115L152 114H147V112L144 113L143 114L144 115V118H143L144 120H142V119L140 120L137 117H135L137 115H134V116ZM50 116L53 118V120L58 121V122L61 120L60 116H65L63 118L64 119L63 120V124L59 125L58 129H60V130L56 131V133L53 136H51L48 140H45L43 138H36L35 134H33L34 136L32 137V132L34 133L32 127L35 126V128H36L37 126H39L40 123H42L45 120H47V118L50 117ZM133 117H135V118H133ZM24 118H25V120H24ZM3 119H5V120H3ZM17 120H20L19 121L20 124L18 123V125L16 123ZM109 120H111V119H109ZM176 120H175V118H173V119L170 120L171 122L169 121L171 126L174 124V122ZM8 122H9V124H8ZM58 122H55V123L57 124ZM176 123H177V121L175 122V124L173 126H175ZM12 124H13V126H12ZM117 124H116V126L118 128L117 133L118 134L120 133V134L118 136L116 135L115 137L117 139H121L122 136L123 137H127L126 134L121 135L123 132L119 131V129L122 130V131H123V129L120 126V124H118V125ZM135 126H137V125H135ZM147 126H149V127H147ZM166 126H167V123H166ZM19 127L21 128V130L17 129ZM10 128L12 129L11 131H10ZM15 128H16V130H15ZM123 128H125V126H123ZM6 130H9L10 133L12 132L11 135H9L10 133L8 131L6 132ZM161 130H163V131H161ZM160 132H161V134H160ZM4 133L7 134L6 137H4V135H5ZM142 135H140V136H142ZM152 135H153V138H152ZM22 136H26L27 138L26 137L22 138ZM8 137L12 138V139H9V140H11V143L7 142V141H9V140H7ZM28 139H29V142H28ZM127 139L129 141L133 140L132 138L130 139L129 137H127ZM127 139L123 140V141H125V143L126 142L128 143V144H125L123 142V144H122L123 147H127L128 145L130 146V143L132 141L129 142V141H127ZM152 139H155L153 141L154 142L153 144L151 142ZM13 140H15L17 143L15 141H13ZM37 140H38V142H37ZM181 140H182L183 143L181 142ZM186 140H188V141L186 142ZM4 141L7 142L6 143L7 145H5ZM69 141H70V144H69ZM78 141H79V143L77 145ZM72 142H73V144H72ZM184 143H185V146H183ZM10 144L12 146H14V144H15L14 147L17 146L18 148L16 147V150H15V148L13 147L14 148L13 149V148H11ZM187 144H188V146H186ZM3 145H5L4 148H3ZM155 145L157 146L156 149H155V147H156ZM6 146H8V147H6ZM181 147H182V149H180ZM7 148L9 149L8 150L9 153L6 150ZM10 148L15 150V151L11 150L12 151L11 152ZM3 149H5V150H3ZM47 150H48V152H47ZM150 150L151 151L153 150V151L151 152ZM156 150H157V152H156ZM126 151L128 152V149H126ZM130 151H132V150H130ZM136 151L135 152L133 151V154L136 153L137 155H135V156H137V158H140L141 152L140 151L136 152ZM14 152H16V153L14 154ZM75 152L77 154H75ZM12 153H13V155H11ZM154 154L156 155V157H155ZM9 155H11V156H9ZM5 156H8V157H5ZM167 158H168V160H167ZM2 159H3V161H2ZM162 161H164V162H162ZM263 164H264V162H263ZM45 165H47L46 168L44 167ZM69 169H71V170H69ZM74 170H76V171L74 172ZM72 172H74V173H72ZM71 173L74 174V175H72ZM263 173H264V170H263ZM62 176H64V178ZM137 177H138V179H136ZM99 178H101V177H99ZM73 179H75V180H73ZM134 180H136V181H134ZM52 181H54V182H52ZM46 184H48V185L46 186ZM38 189H40V191ZM46 189H48L47 191H49V192H47ZM123 189H124V187H123ZM119 194H117V195L119 196ZM109 197H111V198H109ZM116 197L119 199L118 207L115 206V205H117L116 201L115 202L113 201V200H117ZM108 198H109V200H108ZM150 198H151V195L149 194L146 201L149 200V202H151L152 198L151 199ZM120 199H121V201H120ZM31 202H32V205H31ZM101 202H102V205H101ZM71 203H72V205L75 204L74 205L75 207L72 206L71 204H68L66 206L67 208L66 207L64 209L62 208L57 213V215L54 217V219L52 221V227H51V231H50L49 237L54 239V241L57 242V243H56V246L53 248V250L44 251L42 253V256H41L42 259H40L42 264H50V263H52L54 261L61 262V264H73L72 262H74V264H75V260L74 259L76 258V253H75V251H73V249L74 250L76 249V243H75V240H73V239H75V237H74L75 236V231H74V228L72 226V223H71L72 220L71 219L77 214V213L76 214H74V213L77 212L78 206L74 202H71ZM112 203L114 205H111ZM106 204H108V206ZM143 204H144V202H143ZM109 205L111 207H109ZM106 206H107V208H106ZM113 206L116 207L117 209L120 208V210L124 209L125 210V211L123 210L124 214L121 215L122 211L119 212ZM138 207H139V209H137ZM102 208H104V209H102ZM127 208H128V210H127ZM112 210H113V212H112ZM109 211H110V213H109ZM117 211H118V215H119V213L121 215V216H119V218L117 217L118 215L115 217V215H116L115 213H117ZM129 211H128L129 216H127L126 218H128V217L130 218V215L131 216L133 215L131 213L132 211H130V212ZM111 212H112V214H111ZM62 213H63L64 216L62 215ZM166 213H167V216H166ZM31 215H32V217H31ZM102 215L103 216L107 215L108 217L110 216V221H109V219L108 220L105 219V216H104L103 219H101ZM70 216H72V217H70ZM113 216L115 218H113ZM68 217H69V219H68ZM111 218H113V219L111 220ZM100 219H101V221L103 220V222H102L103 224L100 223L101 222ZM135 219H136V221H135ZM63 220H64V222H63ZM104 222H106V223H104ZM63 223H64V225H63ZM109 224L111 226H109ZM115 224H116V222H115ZM102 225H103L104 228H102ZM112 226H113V228H112ZM110 228H111V230H110ZM148 229H149V231H148ZM102 230H104V231H102ZM106 230H107V232H106ZM112 230H114V231H112ZM174 231H176V232H174ZM72 232H74V233H72ZM93 232H95L96 234L93 233ZM71 237H72V241H73L72 243H71ZM110 238H111V240H110ZM133 238L134 239H139V241L141 240L140 242L139 241L138 242L139 243H145L146 245H148L152 249V254L147 259L143 260L141 258L140 248L139 247L135 246V248H133V246H134L133 243H135V242L132 241ZM59 239H62V240H59ZM130 243L133 244V245H131L132 247L130 246ZM58 246H60L59 249H57ZM72 246H73V248H72ZM129 247H130V249L133 248V250H130L131 252L130 251H126V250L129 249ZM56 251H57V253H56ZM58 255L61 256L60 259H58V257H57ZM168 257H169V259H168ZM63 258H64V260H63ZM47 260H48V263H47ZM198 260L199 259L195 260L192 264H197L196 261H198ZM43 262H45V263H43ZM26 263H28V262L25 261V263H23V264H26ZM189 263L190 262L186 260V264H189Z\"/></svg>",
  "mask_w": 264,
  "mask_h": 264
},
{
  "label": "water",
  "instance_id": "95a60500",
  "mask_svg": "<svg viewBox=\"0 0 264 264\" xmlns=\"http://www.w3.org/2000/svg\"><path fill=\"white\" fill-rule=\"evenodd\" d=\"M238 264H264V225Z\"/></svg>",
  "mask_w": 264,
  "mask_h": 264
}]
</instances>
